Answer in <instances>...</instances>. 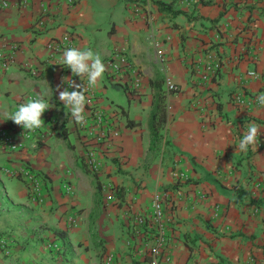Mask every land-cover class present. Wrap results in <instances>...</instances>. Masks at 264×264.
I'll list each match as a JSON object with an SVG mask.
<instances>
[{
  "label": "crops",
  "instance_id": "1",
  "mask_svg": "<svg viewBox=\"0 0 264 264\" xmlns=\"http://www.w3.org/2000/svg\"><path fill=\"white\" fill-rule=\"evenodd\" d=\"M5 1L0 131L20 146H0V264H104L107 256L110 264H148L155 192L167 264H264V106L236 101L264 94V0ZM72 47L103 63L125 52L135 69L112 78L105 71L85 93V123L100 111L120 131L107 145L59 100L61 77L83 83L60 64ZM209 60L214 81L202 78ZM28 95L43 96L49 109L40 128L24 133L8 117ZM158 99L166 123L152 142ZM251 123L260 128L256 145L235 152ZM91 148L101 155L97 173L84 164ZM4 169L38 174L40 201ZM71 215L75 228L66 223Z\"/></svg>",
  "mask_w": 264,
  "mask_h": 264
},
{
  "label": "built area",
  "instance_id": "2",
  "mask_svg": "<svg viewBox=\"0 0 264 264\" xmlns=\"http://www.w3.org/2000/svg\"><path fill=\"white\" fill-rule=\"evenodd\" d=\"M67 2L69 4H74L75 0H67ZM7 6L8 3L5 0H0V14L5 8H7ZM132 11L136 15L139 13L140 7L138 6V4H134L132 6ZM37 22L39 25H42L44 23V18H39ZM157 54L159 59L163 57V53L160 49L157 50ZM104 65L106 67V73L111 78L116 77L121 73L135 74V69L133 68L125 52H115L109 59L104 62ZM7 66L8 61L1 58L0 69H6ZM216 67L217 65H214V61L209 60L204 67V73L202 74V78L204 80L211 79L216 70ZM133 86L134 88L139 87L138 79H135ZM165 86L167 91L169 92L176 91V85L169 79H166ZM34 99H37V97L33 95H28L25 98V102ZM236 101L238 103L247 102L248 104L259 105L257 103V98H244L240 95L236 97ZM90 124L91 126H88V123H84L83 125H79V128L84 129L86 126H88V128H91L89 129L90 131L95 130V135H97V138H94V140L99 146L102 144L107 145L112 139L119 136L120 131L116 127H112L111 123L107 121L105 114L101 113L100 111H93L92 120ZM26 135L25 136L28 137V134ZM0 146H2L3 149H7L8 151H15L19 148L20 145L17 142L13 141V138L9 134L0 131ZM83 157L85 166H87L93 173L99 172L101 168V155L99 153H96L94 148L86 150ZM3 172L10 177L19 174V176L24 180L26 184L29 200L32 202L40 201V190L42 186V181L38 174L28 169L21 171H8L4 169ZM20 172L22 174H20ZM161 196L162 195L159 192H155L151 198L152 222L157 227V230L154 234V237L152 238V244L147 249V254L149 258L148 264H167L169 261L168 254L166 253V239L162 231V220L164 217V211L162 202L163 199ZM106 199L110 200L112 199V196L109 194ZM66 223L68 228H75L77 224L76 216H69L66 219ZM138 223L140 225H143L145 222L143 219H138ZM48 247L50 250L58 249V246L55 243L49 244ZM104 264H110L109 256L104 257Z\"/></svg>",
  "mask_w": 264,
  "mask_h": 264
},
{
  "label": "clouds",
  "instance_id": "3",
  "mask_svg": "<svg viewBox=\"0 0 264 264\" xmlns=\"http://www.w3.org/2000/svg\"><path fill=\"white\" fill-rule=\"evenodd\" d=\"M60 64L71 70L72 76H78L83 83H77L74 79L63 76L61 84L57 85L56 91L59 93V100L63 102L72 119L78 124L83 125L86 122L85 106L87 98L85 93L99 86L100 81L106 71V67L101 57L90 49H80L76 47L66 48L62 54ZM68 87L60 90L63 85ZM75 89V90H69ZM257 103L264 106V94L257 97ZM49 109L48 103L44 97L29 100L18 106L8 120L13 121L16 125L22 127L25 131H34L40 128L44 123L43 114ZM246 131L236 146V151L246 152L249 146H255L260 128L255 123L248 124ZM23 133V135H24Z\"/></svg>",
  "mask_w": 264,
  "mask_h": 264
},
{
  "label": "trees",
  "instance_id": "4",
  "mask_svg": "<svg viewBox=\"0 0 264 264\" xmlns=\"http://www.w3.org/2000/svg\"><path fill=\"white\" fill-rule=\"evenodd\" d=\"M161 8V6H160ZM219 65V64H218ZM217 68L211 77V80L214 81L215 77L217 75ZM177 90V88H176ZM164 99V96H163ZM43 117H45V114H43ZM166 123V108L165 104L162 100L158 99L156 103L154 104L153 110L150 115V122H149V131L152 136V142L159 140L160 134L159 131L163 128V126ZM65 139V136H63Z\"/></svg>",
  "mask_w": 264,
  "mask_h": 264
},
{
  "label": "rangeland",
  "instance_id": "5",
  "mask_svg": "<svg viewBox=\"0 0 264 264\" xmlns=\"http://www.w3.org/2000/svg\"><path fill=\"white\" fill-rule=\"evenodd\" d=\"M51 251H54V250H51Z\"/></svg>",
  "mask_w": 264,
  "mask_h": 264
}]
</instances>
